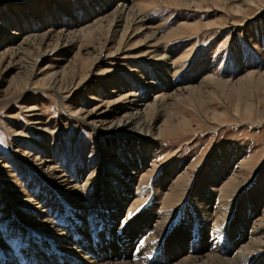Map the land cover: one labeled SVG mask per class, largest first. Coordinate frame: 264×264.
I'll return each instance as SVG.
<instances>
[{"label": "rangeland", "instance_id": "1", "mask_svg": "<svg viewBox=\"0 0 264 264\" xmlns=\"http://www.w3.org/2000/svg\"><path fill=\"white\" fill-rule=\"evenodd\" d=\"M110 1L0 0V264H81L75 250L91 259L112 253L114 264H162L179 250L264 264V88L239 79L264 72V1L195 0L183 8V0H129L125 12L134 4L166 38L157 44L127 33L134 38L112 56L113 43L106 46L120 27L108 31L124 2ZM236 7L240 15H231ZM47 76L65 88L42 81ZM207 77L236 83L199 87ZM187 87L194 88L178 102L152 110L157 127L177 125L156 140L138 132L126 100L105 107L126 94ZM147 141L157 146L140 177L126 150ZM185 175L180 199L164 202ZM135 176L127 216L123 190ZM64 179L82 194L63 190ZM54 228L74 242L72 258L53 245ZM245 245L253 248L245 253Z\"/></svg>", "mask_w": 264, "mask_h": 264}, {"label": "bare ground", "instance_id": "2", "mask_svg": "<svg viewBox=\"0 0 264 264\" xmlns=\"http://www.w3.org/2000/svg\"><path fill=\"white\" fill-rule=\"evenodd\" d=\"M115 0H111V2H114ZM128 1L129 0H123L124 3H126L127 5H125L124 3H122L123 5L121 6V10H120V15L115 18L111 24H110V27H109V31L108 33L112 32L114 30V28L116 27H120V36L118 38V41L117 42H114V40H109V44L106 46L108 47L110 45V43H113V47H112V50L109 49L107 54L109 55H113L114 53H118L119 51L122 50L123 47H125V45L130 42L134 37L136 36H139V35H144V34H148L146 36L147 39H152L155 41V43H159L161 40H165L166 38V35L164 36H160V37H156V33L155 32H151V28L148 27L147 25H145V22H144V16L142 15V12H140L137 7L134 5V4H131L132 5V9H129L127 10V12H125V8H128ZM257 0H249L248 2L251 4V5H254V3H256ZM264 1V0H262ZM193 4H197V2L195 0H183V8H190L188 6L190 5H193ZM262 8L264 6H261ZM235 12L236 13H231V15H240L239 12H241V8L240 7H236L235 9ZM223 24V23H222ZM118 25V26H116ZM241 26V25H240ZM224 27V26H223ZM127 33H132V38H127ZM103 47L100 48V50H102ZM106 54V55H107ZM158 54V53H157ZM161 55V53H159ZM163 55V54H162ZM161 55V56H162ZM168 56V55H167ZM153 57V56H152ZM159 57V56H158ZM165 58V57H163ZM169 60V59H168ZM164 61V60H163ZM170 61V60H169ZM99 62V58H95L94 59V64H97ZM166 62V61H165ZM167 63V62H166ZM37 65V60L33 63V67H35ZM97 75V74H94V76ZM90 76V74H88L87 76H72L71 78H78V81H85L88 77ZM240 80H242L243 83H249V80H253V79H257L258 83H259V87L260 88H264V72L263 73H248V74H245L243 75L242 77L239 78ZM238 79V80H239ZM42 81H46L47 83L48 82H51V84L53 85V87L57 86L58 89H61L63 88L65 85L58 79L56 80L55 77H52L51 76H47L45 77ZM93 81V80H92ZM120 83V82H119ZM208 83H212L214 84L216 87H219V86H222V87H227L228 84H231V83H236V82H229V81H222V80H219V79H216V78H213V77H207L203 80L200 81L199 83V87H204L205 85H207ZM219 85V86H218ZM246 86V85H245ZM245 86H242V85H239V89L241 91V89H245ZM117 87L119 86H116L114 87V89H117ZM65 88V87H64ZM194 87H187L185 89H182V90H178V91H175L172 95H169L165 93H161L160 95H156V92H152V94H154V96H152V101H147L149 98H151V95L150 93H147L144 94V97L142 98H132V95H123V96H119L117 99L115 100H112L110 102H106L105 103V107L108 109L109 107H111L113 104H115L120 98H122L123 100H126V103H128V109L131 111V116L132 118L136 119L137 123L135 124L137 126V129L139 130L138 132L140 134H143L145 136H148V137H151L153 138L154 140L156 139H159V137H161V133L163 132H169L171 130H176L177 129V125L175 124H172V123H169V124H164L162 127H157L156 126V121L152 118V110H154L155 108H162L165 106V103L167 101H176L178 102L180 98H182L185 94L187 93H190L192 90H193ZM156 89V88H155ZM154 89V90H155ZM119 90H116V92H118ZM239 91V93H241ZM114 92V91H113ZM112 92V93H113ZM163 92V91H162ZM110 93V92H109ZM119 95V93H116ZM141 97V96H139ZM89 100H96L95 99V96H91L89 98ZM96 107L98 106H95V107H92V109H95ZM81 111H84V109H78V110H73V112H71L70 114L71 115H74V116H79V114H81ZM82 124H86V122L84 120H81ZM90 127H91V130L93 132V134L96 135V138L99 137V131L97 129H95L90 123H89ZM88 126V125H87ZM89 127V126H88ZM114 132L116 131V128L113 130ZM170 133V132H169ZM104 146V145H102ZM157 146V142H144L142 144H133L131 146L130 149H127L126 152L131 156L133 157V160L132 161H129L130 164H132V168L130 169L131 171V174H138V176L140 175L139 172H141L143 170V167H146V164H147V161H149V159L152 157L150 155H153V152L155 150V147ZM101 148V147H100ZM117 149H118V146H117ZM100 151H103L100 150ZM131 151V152H130ZM137 155V156H136ZM131 158V157H130ZM152 159V158H151ZM150 162V161H149ZM44 164V163H43ZM41 167L44 168V165H41ZM144 175L146 176V174L144 173L142 177H144ZM141 177V175H140ZM140 177H137L135 176L136 180L134 177H131L133 178V181L131 184H128V180H127V186L123 191H125L124 193H126V200H125V203H128L129 202V205H128V208H126V215L129 213V211L132 209L131 206L134 204L136 205V200L134 201L133 203V192H132V186L136 184V182L140 181ZM147 177V176H146ZM150 177V176H149ZM236 176H233V178H231V180H229L227 183L228 185L231 184V187H233L234 185L232 184H238L237 180L235 179ZM130 178V177H129ZM185 178L186 175L183 177H181V180L179 178V180L175 181L173 183V185L171 187H169V190H167L166 194H165V201L164 202H169V201H173V200H176L177 199H180L179 197L181 196H176L175 195V192L177 188L178 191L179 190H183V186L185 184ZM125 182V181H124ZM130 182V181H129ZM190 182V181H189ZM86 183V181H85ZM84 183V184H85ZM89 183V181H88ZM118 183V182H117ZM60 187L67 191L70 190L71 192H73V194H82V190L79 189V187H76V186H73L71 185V183H69L68 180H61L60 181ZM90 184V183H89ZM187 184H188V181H187ZM88 185V184H87ZM226 185V184H225ZM227 185V186H228ZM86 186V185H85ZM117 186V185H116ZM214 186V185H213ZM224 186V185H223ZM226 186V188H227ZM88 187V186H87ZM110 187V186H109ZM186 187V186H185ZM184 187V188H185ZM222 187V186H221ZM238 187V186H236ZM235 187V188H236ZM117 188V187H116ZM122 188V186H121ZM129 188V189H128ZM225 189V188H224ZM229 189V188H228ZM227 189V193L231 191L229 190L228 191ZM258 189V188H257ZM105 190V189H104ZM113 190V189H112ZM260 190V189H259ZM184 191V190H183ZM182 191V192H183ZM90 192V191H89ZM121 192V191H120ZM181 192V191H179ZM221 193H223L224 195V192L225 190H223V187L220 191ZM233 192V191H232ZM92 193V192H91ZM203 193V192H202ZM229 193V194H230ZM259 193V192H258ZM112 194V193H111ZM205 194V193H204ZM199 195V193H198ZM97 196V195H96ZM102 196V195H101ZM137 196V195H136ZM200 196V195H199ZM204 196V195H203ZM222 196V195H221ZM111 197V196H110ZM115 197V196H114ZM91 198V197H90ZM122 198V197H121ZM219 198V197H218ZM78 198L74 197L73 199H70L71 202L75 203L77 201ZM123 199V198H122ZM206 199V198H205ZM117 200V199H115ZM119 201H121L120 199H118ZM132 200V203L130 204V201ZM261 200V199H260ZM259 200V201H260ZM89 201V200H88ZM93 201V200H92ZM114 201V199H113ZM224 201V200H223ZM79 202V201H77ZM104 202V201H103ZM116 202V201H115ZM261 202V201H260ZM119 203V202H118ZM124 204H122V206L120 205V207L124 208ZM203 203V201H202ZM52 204V203H51ZM94 204V203H93ZM164 204H167V203H164ZM225 205V204H224ZM202 206V205H201ZM206 206V205H205ZM44 207V206H43ZM222 207V206H221ZM39 208H42V207H39ZM205 208V207H204ZM50 209V208H49ZM203 209V208H202ZM41 210V209H40ZM133 210V209H132ZM58 211V210H57ZM79 211V210H78ZM220 211V210H219ZM47 212V211H46ZM59 212V211H58ZM122 212V211H121ZM81 213V212H80ZM165 213V212H164ZM163 213V214H164ZM199 213V212H198ZM38 214L40 215L39 217H42L44 219V216L46 217V214L45 212L43 213V211H38ZM123 214V213H122ZM200 214V213H199ZM221 214V213H220ZM75 215V214H74ZM118 215H119V212H118ZM121 215V214H120ZM56 216V215H55ZM117 216V215H116ZM128 216V215H127ZM200 216V215H199ZM112 217V216H111ZM37 218V217H36ZM203 218V217H202ZM207 218V217H206ZM264 218V217H263ZM38 219V218H37ZM42 219V220H43ZM73 219V218H72ZM205 220V219H204ZM263 220V219H262ZM48 221V220H47ZM264 221V220H263ZM258 222V221H257ZM159 223V222H158ZM161 223V222H160ZM46 224V223H45ZM49 224V223H48ZM47 224V226H49ZM159 225V224H158ZM97 226V225H96ZM114 226V225H113ZM156 226V225H155ZM162 226V224H161ZM258 226V225H257ZM46 227V225H45ZM160 227V225H159ZM158 228V227H157ZM161 228V227H160ZM111 229V228H110ZM156 229V228H155ZM159 229V228H158ZM157 229V230H158ZM25 230V229H24ZM114 230V229H113ZM165 230V229H164ZM159 231V230H158ZM161 231V229H160ZM43 232V231H42ZM153 232V231H151ZM49 233H51V241L53 243V245L55 247H58L57 248V251L66 256L67 258H72L71 257V249L69 246H71L72 243H74L73 241H70L71 238H68L66 239L65 237H63V235L57 230V229H52ZM48 234V233H46ZM65 234V232H64ZM68 234V233H67ZM77 234V235H76ZM69 235V234H68ZM74 238H78V236H80V234L78 232H75V235H73ZM152 238V237H151ZM259 238V237H258ZM49 240V239H48ZM74 240V239H73ZM259 240V239H258ZM77 241V240H76ZM75 241V242H76ZM79 241V240H78ZM259 246L261 245L262 241L259 240ZM35 242V241H34ZM249 243V242H248ZM37 244V243H36ZM247 244V243H246ZM249 244H253V241L252 243L250 242ZM49 245V244H48ZM74 245V244H73ZM77 245V244H76ZM255 245H258V242L257 240L255 241ZM51 246V245H50ZM254 246V245H253ZM42 247V246H40ZM47 247V246H46ZM44 247V248H46ZM49 247V246H48ZM80 247V246H79ZM1 248V247H0ZM51 248V247H50ZM111 248V247H110ZM253 247H251L250 245H245V253L246 251L248 252L249 249H251ZM53 249V248H52ZM108 249V248H106ZM241 249V248H240ZM4 250V249H2ZM85 250V249H84ZM6 251V250H5ZM4 251V252H5ZM56 251V252H57ZM76 251V258H75V261L79 262L81 261V264H114L115 262L113 261L114 260V255H112V253H110V255L108 254V252H105L107 253L105 258L103 256V258L101 257L100 259V256L96 257L95 259H91L90 257L88 258L87 255L84 256H81V255H78L77 252L79 253L80 251L79 250H75ZM238 251V250H237ZM57 252V253H58ZM177 251H174V253H172L173 255V259H163V261L165 260V262H163L162 264H234V262L232 260H223L222 259H219L218 257H214V256H205L204 258H190V256H187V252L185 251L184 253L181 252V250H179L177 253ZM239 252V251H238ZM237 252V254H238ZM256 252V251H255ZM8 253V252H7ZM14 253V252H13ZM82 253V252H81ZM104 253V254H105ZM252 253V252H251ZM15 254V253H14ZM115 254V253H114ZM117 254V253H116ZM170 254V253H169ZM241 254V253H240ZM7 255V254H5ZM9 255V254H8ZM83 255V254H82ZM239 255V254H238ZM53 256V255H52ZM116 256V255H115ZM171 256V257H172ZM9 257V256H8ZM22 257V256H21ZM20 258V256H19ZM18 258V259H19ZM64 258V257H63ZM109 258V259H108ZM167 258V257H166ZM8 259V258H7ZM34 260V258H32ZM36 259V257H35ZM65 259V258H64ZM81 259V260H80ZM105 259H108L109 261H111L112 263H105ZM232 259V258H231ZM50 260V259H49ZM105 260V261H104ZM107 260V261H108ZM17 261V260H16ZM20 261V259H19ZM35 261V260H34ZM36 261H38L36 259ZM66 261V259H65ZM68 261V260H67ZM239 261V260H238ZM15 262V261H14ZM39 262V261H38ZM46 262V261H45ZM72 262V261H71ZM74 262V260H73ZM114 262V263H113ZM7 263V262H6ZM22 263V262H21ZM36 263V262H35ZM80 263V262H79ZM236 263V262H235ZM239 263V262H238ZM15 264V263H14ZM23 264V263H22ZM25 264V263H24ZM128 264V263H126Z\"/></svg>", "mask_w": 264, "mask_h": 264}]
</instances>
